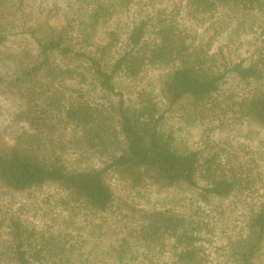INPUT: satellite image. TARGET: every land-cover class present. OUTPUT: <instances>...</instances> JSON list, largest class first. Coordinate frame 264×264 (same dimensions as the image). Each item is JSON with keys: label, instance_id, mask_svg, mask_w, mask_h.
Returning a JSON list of instances; mask_svg holds the SVG:
<instances>
[{"label": "rangeland", "instance_id": "obj_1", "mask_svg": "<svg viewBox=\"0 0 264 264\" xmlns=\"http://www.w3.org/2000/svg\"><path fill=\"white\" fill-rule=\"evenodd\" d=\"M123 1L24 0L10 24L9 39L0 50V146L14 144L30 129L26 121L18 119L22 101L9 84L16 70L15 57L25 51L37 53L38 45L29 27L44 25L64 30L89 49L107 43L114 31L119 42L112 55H117L125 49L129 33L140 21L148 22L150 42L160 25L172 23L185 33L189 43L214 56L221 69L249 62L264 49V14L259 9L225 2L202 12L187 0H132L125 8ZM107 6L112 17L97 18V13H103L101 7ZM172 68L148 64L136 77L122 72L115 79L116 86L133 107H140L145 97L154 99L165 114L161 132L172 147L182 153L201 150L204 157L218 153L222 172L236 178L240 188L230 197L213 196L205 202L199 188L163 187L150 179L136 185L109 169L106 178L114 191V206L107 213H95L55 183L26 192L0 185V264H16L7 249L12 217L20 219L30 235L31 264H173V241L161 248L148 247L136 239L141 209H172L202 219L210 264H237L231 243L246 232L251 211L264 200V126L244 116L238 102L263 88L264 81H242L230 73L210 99L186 98L170 107L162 85ZM63 87L66 100L78 95L82 87L88 94V88L77 83L68 82ZM44 113L59 121L60 109L55 105L47 106ZM72 136L73 131L66 130L61 150L73 169L106 167L107 156L76 143ZM198 182L207 185L203 174ZM257 263L264 264V249Z\"/></svg>", "mask_w": 264, "mask_h": 264}, {"label": "trees", "instance_id": "obj_2", "mask_svg": "<svg viewBox=\"0 0 264 264\" xmlns=\"http://www.w3.org/2000/svg\"><path fill=\"white\" fill-rule=\"evenodd\" d=\"M131 1H123L122 6L128 8ZM187 2L202 12L226 2L259 9L264 14V0ZM23 5L24 0H0V50L7 43L10 24ZM110 10L108 6L101 7L103 13L96 17H112ZM27 30L36 40L37 53L25 51L15 57L16 70L9 84L22 101L18 119L26 121L30 129L19 135L14 144L0 146V185L26 192L55 183L95 213H107L114 206V191L106 178L109 169L136 185L150 179L163 187L199 188L205 202L213 196L230 197L240 188L236 178L222 172L218 153L204 157L201 150H175L161 132L165 114L159 104L145 97L140 107L129 105L115 79L122 72L136 77L148 64L172 66L162 92L173 107L186 98L210 99L230 73L242 81H264V49L249 62L240 61L221 69L214 56L189 43L185 33L172 23L160 25L156 38L150 42L148 22L140 21L129 33L125 49L117 55H112L119 42L114 31L107 43L89 49L76 43L64 30L51 26H32ZM68 82L86 86L89 95L82 87L78 95L64 99L62 90ZM53 105L60 109L59 121L44 113L47 106ZM238 109L264 126V87L243 97ZM68 129L73 131L76 143L108 157L104 169L80 170L69 165L61 150ZM200 174L207 185L199 184ZM138 213L135 234L142 244L162 248L171 240L173 264H210L202 219L195 220L172 209H141ZM9 228L7 249L12 260L16 264H31L30 235L22 221L12 217ZM263 249L264 200L251 211L246 232L232 241L231 254L237 264H258Z\"/></svg>", "mask_w": 264, "mask_h": 264}]
</instances>
